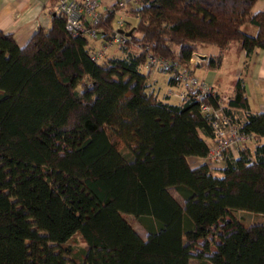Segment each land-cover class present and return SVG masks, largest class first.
I'll return each mask as SVG.
<instances>
[{"label":"trees","instance_id":"16d2710c","mask_svg":"<svg viewBox=\"0 0 264 264\" xmlns=\"http://www.w3.org/2000/svg\"><path fill=\"white\" fill-rule=\"evenodd\" d=\"M136 1L124 5V43L98 61L58 12L23 46L0 31V264H264V222L234 215H264V112L250 110L239 76L222 107L254 145L220 167L193 165L212 142L200 106L221 94L171 101L148 66L152 55L194 74L193 52L216 46L217 68L235 41L250 56L264 49V10L257 0ZM120 9L102 10V42ZM75 236L83 246L70 247Z\"/></svg>","mask_w":264,"mask_h":264},{"label":"crops","instance_id":"0c3cea01","mask_svg":"<svg viewBox=\"0 0 264 264\" xmlns=\"http://www.w3.org/2000/svg\"><path fill=\"white\" fill-rule=\"evenodd\" d=\"M117 1L128 5L137 3L136 0H99L101 11ZM56 4L57 0H0V31L12 33L17 44L23 46L38 28H47L51 24V16L57 12ZM254 9L264 10V0H257ZM116 15L118 17L119 11ZM247 29L252 33L255 31L252 26H248ZM90 44L95 49H103L105 53L116 51V49L108 50L109 46L105 47L100 38L91 40ZM219 52L220 49L216 46L201 49L200 53L203 55H200V61L192 59L193 73L205 80L213 90L225 96L231 93L236 79L239 76L242 77L250 110L264 112V49H257L247 56L239 43H231L226 50L222 51L221 65L217 68L209 67L210 55ZM224 85L230 87L229 91L221 88H225ZM174 86L170 84L168 88L171 95L178 92L177 87L173 90ZM175 96L174 101H177L179 98L176 94ZM237 112L243 118V113ZM247 144L252 147L254 142L249 140ZM229 151L233 156L237 155L236 149ZM190 160L195 165L203 161V158L192 157Z\"/></svg>","mask_w":264,"mask_h":264},{"label":"built area","instance_id":"2783aa9c","mask_svg":"<svg viewBox=\"0 0 264 264\" xmlns=\"http://www.w3.org/2000/svg\"><path fill=\"white\" fill-rule=\"evenodd\" d=\"M121 9L115 20L113 31L110 38L104 42V46L119 45L124 43L125 35L121 32L124 24L126 12L124 11L125 3L120 2ZM57 12L65 18V27L73 34H82L90 40L100 38L99 23L102 20V11L100 9L99 0H57ZM105 55L103 49L91 50V57L98 61ZM200 57L193 52L192 59ZM148 66L161 68L163 71L174 69V79L178 83V97L186 98L189 93L199 91L201 94L210 92L211 86L203 79L194 74H190L187 69L178 67L176 62L165 58H157L148 55ZM227 96L221 95L218 99V105L214 106L209 103L201 104V111L209 114V124L212 130V142L209 146L207 155L203 158V162L210 167H220L222 165L225 154L229 150L236 149L244 142L251 140V135L242 133L238 126L234 124L229 116L224 112L222 103Z\"/></svg>","mask_w":264,"mask_h":264},{"label":"rangeland","instance_id":"374dc122","mask_svg":"<svg viewBox=\"0 0 264 264\" xmlns=\"http://www.w3.org/2000/svg\"><path fill=\"white\" fill-rule=\"evenodd\" d=\"M116 17H117V15H116ZM115 20H116V18H115ZM89 41L91 42L90 39H89ZM234 43H239V42L235 41L232 44H234ZM116 46H117L116 44L110 45L108 50L116 49ZM224 50H226V49H224ZM114 52H116V51H113L111 53H105V54H112ZM194 52L197 53L198 55L202 54V53H200V50H195ZM196 60L200 61V57H198ZM169 75H170L169 72H165L163 70H160L155 66L152 67V69L149 73V79L158 88L160 96L162 94L168 92V88L170 87V85L167 83V79H168ZM224 87L225 88H223V87H221V88L224 89L225 91H229V89H230L229 86L224 85ZM173 88H174L173 90H175L176 85ZM175 94L178 97V93L175 92ZM175 94L170 96L171 101H174L176 99ZM171 193L175 197L180 198V196L178 195V193L175 190L172 189ZM234 215L236 218L242 220V222H244L245 224L254 223V222H264V215H260V214H248V213H244V212H240V211H234ZM125 218L129 221V223L136 229V231L141 236H143V237L146 236L147 232L137 217H134L132 215H125ZM68 244L72 248L77 247V246L78 247L83 246V242L80 240V238H78V236H75L74 238L69 240ZM192 260H196V259H192Z\"/></svg>","mask_w":264,"mask_h":264},{"label":"water","instance_id":"95a60500","mask_svg":"<svg viewBox=\"0 0 264 264\" xmlns=\"http://www.w3.org/2000/svg\"><path fill=\"white\" fill-rule=\"evenodd\" d=\"M130 33V31L129 32H127V34H129Z\"/></svg>","mask_w":264,"mask_h":264}]
</instances>
